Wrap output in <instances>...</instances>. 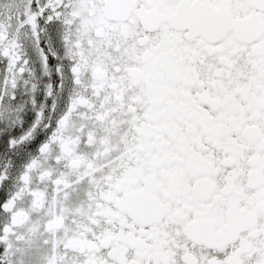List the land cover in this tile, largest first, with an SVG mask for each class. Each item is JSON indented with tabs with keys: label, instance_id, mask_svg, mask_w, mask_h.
<instances>
[{
	"label": "snow or ice",
	"instance_id": "snow-or-ice-1",
	"mask_svg": "<svg viewBox=\"0 0 264 264\" xmlns=\"http://www.w3.org/2000/svg\"><path fill=\"white\" fill-rule=\"evenodd\" d=\"M0 264H264V0H0Z\"/></svg>",
	"mask_w": 264,
	"mask_h": 264
}]
</instances>
